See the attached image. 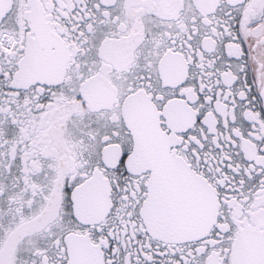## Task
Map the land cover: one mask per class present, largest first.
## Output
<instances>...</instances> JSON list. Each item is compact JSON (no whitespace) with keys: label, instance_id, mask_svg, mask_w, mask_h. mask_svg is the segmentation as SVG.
<instances>
[{"label":"snow or ice","instance_id":"1","mask_svg":"<svg viewBox=\"0 0 264 264\" xmlns=\"http://www.w3.org/2000/svg\"><path fill=\"white\" fill-rule=\"evenodd\" d=\"M0 264H264V0H0Z\"/></svg>","mask_w":264,"mask_h":264}]
</instances>
